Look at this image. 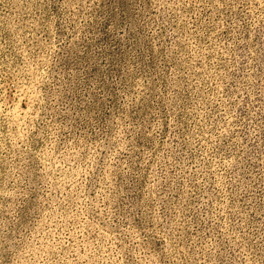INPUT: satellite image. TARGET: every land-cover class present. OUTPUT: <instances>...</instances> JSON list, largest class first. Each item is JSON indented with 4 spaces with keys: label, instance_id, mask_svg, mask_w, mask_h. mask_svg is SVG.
Masks as SVG:
<instances>
[{
    "label": "rangeland",
    "instance_id": "374dc122",
    "mask_svg": "<svg viewBox=\"0 0 264 264\" xmlns=\"http://www.w3.org/2000/svg\"><path fill=\"white\" fill-rule=\"evenodd\" d=\"M0 264H264V0H0Z\"/></svg>",
    "mask_w": 264,
    "mask_h": 264
}]
</instances>
